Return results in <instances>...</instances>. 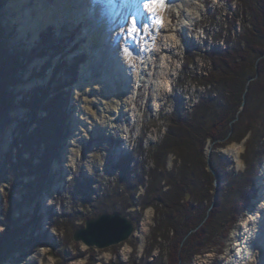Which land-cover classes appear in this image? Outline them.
I'll list each match as a JSON object with an SVG mask.
<instances>
[{
	"label": "rangeland",
	"instance_id": "rangeland-1",
	"mask_svg": "<svg viewBox=\"0 0 264 264\" xmlns=\"http://www.w3.org/2000/svg\"><path fill=\"white\" fill-rule=\"evenodd\" d=\"M9 2L16 3L10 7ZM153 2L155 10L149 7L148 12H139L137 6L133 13L128 9L130 19L135 16L139 23L136 33L126 31L130 38L121 32L103 40L102 29H118V22H126L107 10L117 0L107 1L102 9L93 6L95 13L89 17L83 13L91 0H0L1 52H20L22 61L12 86L10 119L0 125V264H173L167 239L172 235L170 209L156 203L155 190L147 193V173L157 164L154 150L166 137L170 115L179 108L190 113L204 95L215 101L167 154L156 185L166 190V180L180 177L177 153L184 148L190 164L181 195L188 207L173 218L179 228L187 227V209L205 195L212 199L209 209L214 207L215 217L207 244L189 264H246L243 253L257 246L246 239L264 223V158L256 170L254 162L264 152V63L252 52L234 75L236 99L242 101L235 118L233 112L220 118L226 84L205 86L202 77L215 71L210 47L225 48L224 38L235 41L250 24L252 11L241 0ZM48 8L54 21L38 31L36 21ZM259 42L264 45V36ZM135 55L139 62L134 58L123 65V56ZM48 87L54 90L50 96L63 92L61 121L51 118V125L61 126L62 137L49 144L27 142L26 133L46 112L35 115L23 101ZM229 126L234 131L227 136L205 138L208 133L224 136ZM21 157L31 161L30 167L20 166ZM124 157L134 172L130 176L118 165ZM211 170L213 188L208 183ZM103 212L129 216L135 232L103 248L76 241L75 230ZM145 217L147 224L142 225ZM143 227L147 234L142 240ZM124 245L130 248L126 255ZM261 251L264 256V245Z\"/></svg>",
	"mask_w": 264,
	"mask_h": 264
},
{
	"label": "trees",
	"instance_id": "trees-1",
	"mask_svg": "<svg viewBox=\"0 0 264 264\" xmlns=\"http://www.w3.org/2000/svg\"><path fill=\"white\" fill-rule=\"evenodd\" d=\"M241 3L252 11L249 20L250 24L248 23L249 25H246L243 28V31L235 41L224 38L227 42V46L225 48L217 44L210 47L209 52L212 53L211 57L213 58L215 71L202 76L204 79L203 84L205 86H209L213 83H217L218 85L226 84L225 88L228 94L225 97V109L220 112V118L222 119L226 118L229 112H233L231 116L235 118L237 115L234 114L240 110L241 105L239 104H242V101L240 100L239 103V99H236V77L234 75L238 74V72L242 69L243 61L248 58L249 54L255 52L258 56V63L261 65L264 63V45L259 42V37L264 36V0H249L247 3L246 0H241ZM50 35V37H52L53 34L51 33ZM49 40H52V38ZM45 42H48V39H45ZM19 56H21L20 52H1L0 49V125L9 121V113L14 106L15 93L12 90V86L16 80L18 69L22 67V61ZM65 65L66 64H64V66ZM236 67L238 68L236 69ZM216 70H219L221 74ZM50 91L49 87L46 89L38 88L34 90L33 93L28 94L23 101V104L27 106V108H29V110L35 115L42 110H45L46 112L44 116L41 117L40 115V117H38L39 125L33 131H30V133H26L27 142L34 143L36 141H45L46 144H49L53 141V139L58 142L62 137L63 131L61 126L57 129L56 126L54 127V125H51V123L53 124V121H55H52L51 118L55 115L57 117L56 120L58 119L61 121L60 118L62 114L59 110L61 109L59 99L61 98V101H63V92L57 94L55 93L53 96H50L52 92L54 93V90L52 92ZM213 101H215V97L213 96H200L198 102L194 104L190 113H184L182 108H179L176 109V114L170 115V127L167 130L166 137L163 143H161V145L154 150L153 159L157 164L151 172L149 171V173H147L151 176V181L147 187V193L150 194L152 190H155L156 195L153 198H155L156 203L168 206L171 210H169V215L172 219L169 220L170 222L168 224L171 225L169 227V231L172 232V235L167 239L170 243H172L171 262L173 264H183L185 261V264H189L190 259L195 254L200 253L202 248L207 244L206 240L208 236H210L209 226L212 225L215 218L213 215L214 207L209 209L212 204L210 196H198L195 206L192 207V205H190V209H187L190 216L187 220V227L183 229L179 228L176 219L173 218V213L182 211L186 212L184 207H188V203L181 195L185 184L184 179L186 176V170L190 164V161H188V154L185 149L182 148V154L180 152L177 153L178 157H180L182 161L180 168L181 173H179L180 177L168 181L166 180L165 186L168 187L166 190H163V186L159 188L156 185L157 181L160 182L162 180L161 171L158 170L161 169V167L163 168V171L165 170L163 163L166 162L167 154L174 151L176 142L180 143L181 140L185 138L184 136L187 132L191 133L193 131V128L198 124V121L204 117L202 112L204 114V112L212 105ZM199 115H201V118ZM232 117L229 119L228 125L230 124ZM227 129L228 130L225 132L224 136L218 135L217 133H208L205 138L210 137L212 141H215L217 138L225 137L231 129L234 131V126H229ZM250 130L251 129H247L246 134ZM246 134L244 133L240 139H242ZM260 142H263V139H261ZM14 147H16V143ZM263 158L264 152L256 157L254 161L255 170L258 169ZM128 160V157H124L119 161L118 165L121 171L130 176V174L134 172L128 169ZM8 161L14 164V161H11L10 156L8 157ZM30 162L26 161L23 157L19 160L20 166L22 167H30ZM214 168L220 174V170L217 167ZM253 174L255 175L256 172ZM213 177L214 173L211 170L208 177V183L212 188L213 185L211 181ZM163 180L165 179L163 178ZM223 180L229 181V177L224 176ZM140 183L142 184L141 181ZM155 187L157 188V191ZM153 203L154 202H149L146 205H152ZM194 228L197 229L192 231L189 234L190 236L188 235V237H190L188 238V242L187 239L183 242L184 237L191 229ZM9 232H11V230H9ZM12 232H15V230H12Z\"/></svg>",
	"mask_w": 264,
	"mask_h": 264
},
{
	"label": "bare ground",
	"instance_id": "bare-ground-1",
	"mask_svg": "<svg viewBox=\"0 0 264 264\" xmlns=\"http://www.w3.org/2000/svg\"><path fill=\"white\" fill-rule=\"evenodd\" d=\"M107 1L109 2L110 0H104V4H102V2H100L99 0H91V3L90 4L88 3L89 6L86 7V12L83 13V15L85 17L92 16L95 13L93 6L95 7V5H97V6H99V9L100 8L102 9V6L104 7V5H107ZM117 1H119V3L112 4L110 7L107 8V10L109 11L110 16L115 17V18L117 17L119 19V21H120V19L125 20V18H126V22L125 23H123L124 21L118 22V29L112 28L111 30L106 29V31L102 29V31H104V32H103L102 37L99 36L100 39L104 40L107 36H112V35L117 36L121 32L125 33L127 38H130L128 33H126V31H128L129 33H131V32L136 33L137 32L138 24H139L137 22L138 20L136 19L135 16H133L132 19H130L131 16L127 13L128 9H130V7H131L130 13H133V10L135 9L136 6L139 8V10H138L139 12H142V9H145L147 12L151 11L149 9V7L153 8V10H155V3L153 2V0H135V1L134 0H117ZM15 3L16 2H9L8 5L11 7V5H14ZM144 5H146V7H144ZM120 6L125 7V9L119 8ZM50 9L48 8V10L46 11L47 14L44 15V17H42V19L39 18L38 21H36V23L38 24V25L36 24L37 25L36 28L38 31H40L41 28L45 27L46 25H48L54 21V19H52L53 17H51V16H54L55 14L52 13V11L50 12ZM49 12L51 13V15ZM140 46L142 47L143 44ZM141 47H139L140 52L143 51L141 49ZM134 58L136 59L137 62H139L136 55L131 58L132 60L130 59V57L125 58L123 56V59H124L123 65L124 66L130 65L131 61L135 60ZM104 96L107 97L106 95H104ZM237 153L239 155L240 151H237ZM263 196L264 195H262V198H264ZM146 218L147 217L144 218L145 222H144V219L142 220V222H141L142 225L147 224ZM262 224L263 225H260L259 229L254 230V227H253V230H254V231L252 230L253 233L251 234V236H248L246 239V242H248L249 240H251V242L256 241L258 243L257 246L255 245L256 247H253L251 249L249 248L246 253H243L241 251L243 253V259L245 260L246 264H260V263L262 264L264 261V256H262L263 253L261 251V246L264 245V223L262 222ZM146 234H147V231H146V229H144V227H143V230L141 229V232L139 230V236L142 238V240L145 238ZM236 240H239V239L236 238ZM129 251H130V248L125 246L122 249V255L128 254ZM256 255L258 256L257 260H254ZM239 264H243L242 261H239Z\"/></svg>",
	"mask_w": 264,
	"mask_h": 264
},
{
	"label": "water",
	"instance_id": "water-1",
	"mask_svg": "<svg viewBox=\"0 0 264 264\" xmlns=\"http://www.w3.org/2000/svg\"><path fill=\"white\" fill-rule=\"evenodd\" d=\"M136 229V223L120 212H103L89 217L85 225L78 227L73 237L88 246L107 247L128 239Z\"/></svg>",
	"mask_w": 264,
	"mask_h": 264
}]
</instances>
